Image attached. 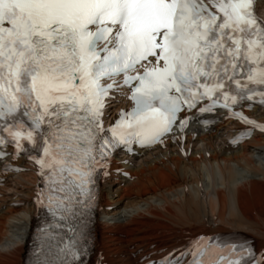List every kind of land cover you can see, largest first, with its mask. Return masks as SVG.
I'll list each match as a JSON object with an SVG mask.
<instances>
[{
	"label": "snow or ice",
	"instance_id": "1",
	"mask_svg": "<svg viewBox=\"0 0 264 264\" xmlns=\"http://www.w3.org/2000/svg\"><path fill=\"white\" fill-rule=\"evenodd\" d=\"M117 95L132 107L105 129ZM245 101L264 107L254 0H0V159L12 146L37 166L50 227L91 207L97 164L120 145L183 131L182 112L222 108L264 131L236 111ZM52 238L45 229L41 248Z\"/></svg>",
	"mask_w": 264,
	"mask_h": 264
},
{
	"label": "bare ground",
	"instance_id": "2",
	"mask_svg": "<svg viewBox=\"0 0 264 264\" xmlns=\"http://www.w3.org/2000/svg\"><path fill=\"white\" fill-rule=\"evenodd\" d=\"M226 127L168 139L165 150L150 152L131 171L134 180L108 181L103 213L122 223L99 230L98 254L89 264H140L197 237L236 230L264 250V137L222 149L215 140ZM199 142L206 146L194 148ZM31 197V190H20L0 207V264H24L35 217ZM22 200V208L11 206Z\"/></svg>",
	"mask_w": 264,
	"mask_h": 264
},
{
	"label": "rangeland",
	"instance_id": "3",
	"mask_svg": "<svg viewBox=\"0 0 264 264\" xmlns=\"http://www.w3.org/2000/svg\"><path fill=\"white\" fill-rule=\"evenodd\" d=\"M15 195H17V193Z\"/></svg>",
	"mask_w": 264,
	"mask_h": 264
}]
</instances>
